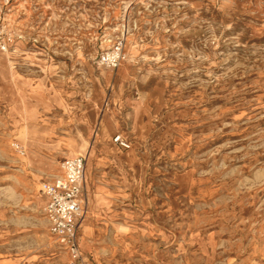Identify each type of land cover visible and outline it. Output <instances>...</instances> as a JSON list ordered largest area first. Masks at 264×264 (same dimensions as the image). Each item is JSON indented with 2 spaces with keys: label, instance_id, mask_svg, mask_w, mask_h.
Wrapping results in <instances>:
<instances>
[{
  "label": "rangeland",
  "instance_id": "rangeland-1",
  "mask_svg": "<svg viewBox=\"0 0 264 264\" xmlns=\"http://www.w3.org/2000/svg\"><path fill=\"white\" fill-rule=\"evenodd\" d=\"M77 156L87 264H264V0H0V264H68Z\"/></svg>",
  "mask_w": 264,
  "mask_h": 264
},
{
  "label": "built area",
  "instance_id": "built-area-1",
  "mask_svg": "<svg viewBox=\"0 0 264 264\" xmlns=\"http://www.w3.org/2000/svg\"><path fill=\"white\" fill-rule=\"evenodd\" d=\"M125 44L126 38L118 37L109 50L99 55V65L110 71L118 70L126 58ZM115 143L123 149L130 148L122 137H116ZM86 167L87 158L84 156L65 159L61 174L42 184L49 233L68 255V264H87L79 241L86 208Z\"/></svg>",
  "mask_w": 264,
  "mask_h": 264
},
{
  "label": "crops",
  "instance_id": "crops-1",
  "mask_svg": "<svg viewBox=\"0 0 264 264\" xmlns=\"http://www.w3.org/2000/svg\"><path fill=\"white\" fill-rule=\"evenodd\" d=\"M86 173H87V171H86ZM44 203H45V206H46V199H45V197H44ZM45 206H44V208H45ZM83 222V221H82ZM82 226V225H81ZM81 248V247H80Z\"/></svg>",
  "mask_w": 264,
  "mask_h": 264
},
{
  "label": "bare ground",
  "instance_id": "bare-ground-1",
  "mask_svg": "<svg viewBox=\"0 0 264 264\" xmlns=\"http://www.w3.org/2000/svg\"><path fill=\"white\" fill-rule=\"evenodd\" d=\"M125 54H126V53H125ZM126 57H127V55H126ZM125 60H126V58H125ZM125 60H124V61H125ZM122 64H123V63H122ZM122 64H121V65H122ZM121 65H120V67H121ZM120 67H119V68H120ZM118 85H119V84H118ZM114 87H115V86H114ZM119 88H120V87H119ZM86 171H87V167H86Z\"/></svg>",
  "mask_w": 264,
  "mask_h": 264
}]
</instances>
